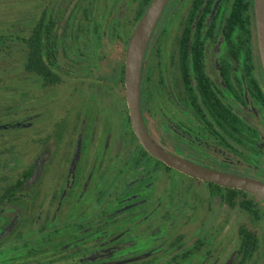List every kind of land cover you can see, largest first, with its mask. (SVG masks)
<instances>
[{
    "label": "flooded vegetation",
    "instance_id": "af4514ba",
    "mask_svg": "<svg viewBox=\"0 0 264 264\" xmlns=\"http://www.w3.org/2000/svg\"><path fill=\"white\" fill-rule=\"evenodd\" d=\"M152 1L61 0L51 83L29 75V161L0 143V183L16 174L0 264H264V202L166 165L131 128L124 54ZM139 106L162 153L264 185L255 0H166Z\"/></svg>",
    "mask_w": 264,
    "mask_h": 264
},
{
    "label": "rangeland",
    "instance_id": "374dc122",
    "mask_svg": "<svg viewBox=\"0 0 264 264\" xmlns=\"http://www.w3.org/2000/svg\"><path fill=\"white\" fill-rule=\"evenodd\" d=\"M47 2L48 0H0V33H6L8 28L13 34L28 35L32 27L31 20L39 17ZM24 62L25 49L16 43L11 44L7 53H0V118H3L0 121L2 125H11L0 130V143L11 144L13 155H22L25 162H28L30 146L27 137V110L32 85L30 76L24 73ZM38 86L36 85V94H43ZM54 92L58 93L59 87ZM17 150H20V154ZM15 177L16 174L3 176V179L8 180L0 183V188L6 187Z\"/></svg>",
    "mask_w": 264,
    "mask_h": 264
},
{
    "label": "water",
    "instance_id": "95a60500",
    "mask_svg": "<svg viewBox=\"0 0 264 264\" xmlns=\"http://www.w3.org/2000/svg\"><path fill=\"white\" fill-rule=\"evenodd\" d=\"M166 0H153L132 32L124 54V91L131 128L143 146L154 158L189 176L225 188L239 189L250 193L264 202V185L249 179L217 173L181 162L160 151L147 136L140 117L139 83L143 53L148 38L165 5ZM256 22L260 58L264 70V0H255ZM7 129L1 126L0 130ZM27 185L25 182L23 186Z\"/></svg>",
    "mask_w": 264,
    "mask_h": 264
},
{
    "label": "trees",
    "instance_id": "16d2710c",
    "mask_svg": "<svg viewBox=\"0 0 264 264\" xmlns=\"http://www.w3.org/2000/svg\"><path fill=\"white\" fill-rule=\"evenodd\" d=\"M60 4L61 0H48L28 35L13 34L8 28L6 33H0V53H7L12 43L22 46L25 49L24 73L28 76L34 73L46 83H51L53 76L50 54L54 50L55 13L59 12ZM0 126H3L1 121Z\"/></svg>",
    "mask_w": 264,
    "mask_h": 264
}]
</instances>
